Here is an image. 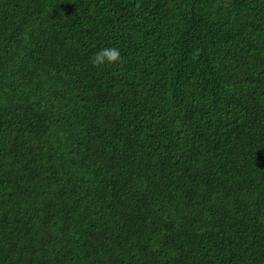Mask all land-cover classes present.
<instances>
[{"label":"trees","instance_id":"1","mask_svg":"<svg viewBox=\"0 0 264 264\" xmlns=\"http://www.w3.org/2000/svg\"><path fill=\"white\" fill-rule=\"evenodd\" d=\"M0 264H264V0H0Z\"/></svg>","mask_w":264,"mask_h":264},{"label":"clouds","instance_id":"2","mask_svg":"<svg viewBox=\"0 0 264 264\" xmlns=\"http://www.w3.org/2000/svg\"><path fill=\"white\" fill-rule=\"evenodd\" d=\"M122 57L116 47L103 48L93 57V66L100 67L105 64H118Z\"/></svg>","mask_w":264,"mask_h":264}]
</instances>
